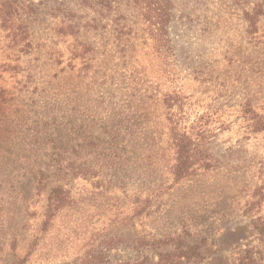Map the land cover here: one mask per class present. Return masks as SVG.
Listing matches in <instances>:
<instances>
[{
	"label": "rangeland",
	"instance_id": "obj_1",
	"mask_svg": "<svg viewBox=\"0 0 264 264\" xmlns=\"http://www.w3.org/2000/svg\"><path fill=\"white\" fill-rule=\"evenodd\" d=\"M98 1L0 0V264L71 261L114 214L127 240L108 264L155 262L173 247H128L167 239L197 247L201 264H264L254 228L264 222V130L250 120L264 115V19L252 36L231 0H178L174 51L159 59L133 10ZM92 19L97 29L82 39L94 54L88 71L79 70L56 32ZM20 23L27 55L14 41ZM17 64L19 73L7 71ZM170 87L185 99L177 116L185 132L206 109L223 111L205 142L214 168L184 179L171 174L161 103ZM59 185L68 205L44 230L45 199Z\"/></svg>",
	"mask_w": 264,
	"mask_h": 264
},
{
	"label": "trees",
	"instance_id": "obj_2",
	"mask_svg": "<svg viewBox=\"0 0 264 264\" xmlns=\"http://www.w3.org/2000/svg\"><path fill=\"white\" fill-rule=\"evenodd\" d=\"M87 2V0H84ZM123 1L126 7L133 10L139 17L142 23V31L146 38L151 40L152 52L159 57L165 59L174 51L173 43L170 39L169 26L172 23L173 12L176 10V2L178 0H120ZM203 5L207 0H196ZM233 5L242 7V18L245 24L247 34L254 35L257 31L258 25L264 19V0H255L250 9L244 8L245 1L248 0H231ZM111 0L98 1V4H104L110 7ZM180 2L177 6H179ZM15 8V9H14ZM11 8L10 11H2L1 15L3 21H9L16 14V7ZM21 9V8H20ZM74 20V16L68 14L67 18ZM122 17V16H121ZM118 27V25H117ZM97 29L94 19L87 20L83 25L77 21H70L65 23L56 32V35L61 39L63 44L67 43V50L69 52V64L79 66V70L88 71L89 61L94 52L91 44L82 39L83 33ZM117 39H121L120 30L116 31ZM14 39L18 48V53L23 55L29 54L32 45L28 39V32L25 26L20 23ZM65 40V41H64ZM7 71H14L19 73L20 67L18 64L14 67L7 66ZM183 94L177 91L176 88L170 87L162 96V106L165 111V120L169 123L168 130L171 133V149H173V167L172 172L175 179H184L198 170H212L214 168V159L211 150L206 148L205 142L209 138L208 127L212 122L217 112H223L220 108L206 109L199 117L192 123L189 132L179 128L177 125L181 118H177L179 112L182 113ZM247 111L251 114H256L252 106L248 103L246 105ZM250 120H254L253 128L255 131L264 130V115H252ZM202 147V148H201ZM210 152V153H209ZM64 185H59L49 191V195L45 199V220L42 224V229L56 218V212L68 205L69 192L65 190ZM113 216L116 218L114 219ZM111 216L113 220L110 222L109 228L99 229L92 235L91 240L82 247L80 256H75L71 261H64L62 264H108L107 254L119 247L125 245L123 239H126L122 233H118L115 228L117 216ZM122 224V220L118 221ZM257 234L264 242V222L254 225ZM127 240V239H126ZM150 243V241H149ZM149 243L140 242L139 246L128 247L133 249L143 248H163L172 246L173 251L159 253L155 262H150L146 259L135 260L133 262H123L118 264H201L203 261L202 253L194 245H189L181 240L175 242V239H167L165 241H158V245H149ZM126 248V247H124ZM26 258L16 261L14 264H26Z\"/></svg>",
	"mask_w": 264,
	"mask_h": 264
}]
</instances>
